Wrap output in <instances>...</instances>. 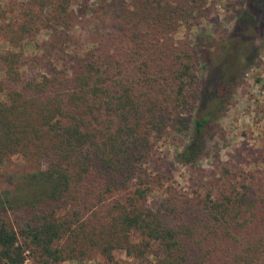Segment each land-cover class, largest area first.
Masks as SVG:
<instances>
[{"label": "trees", "instance_id": "1", "mask_svg": "<svg viewBox=\"0 0 264 264\" xmlns=\"http://www.w3.org/2000/svg\"><path fill=\"white\" fill-rule=\"evenodd\" d=\"M74 1L26 0L23 20L2 26L16 51L0 54V264H23L27 252L36 264H121V251L130 264H264V172L216 155L219 177L203 191L168 185L148 205L149 161L167 130L190 119L174 161L195 164L257 50L237 25L208 53L125 16L115 39L101 35L81 58L28 57L23 41L41 17L55 31ZM137 2L157 12L166 0Z\"/></svg>", "mask_w": 264, "mask_h": 264}, {"label": "rangeland", "instance_id": "2", "mask_svg": "<svg viewBox=\"0 0 264 264\" xmlns=\"http://www.w3.org/2000/svg\"><path fill=\"white\" fill-rule=\"evenodd\" d=\"M25 1L0 0V10L6 12L8 19L0 17V54L5 50L16 51L8 44L2 26L9 21L15 24L23 20L26 6L22 3ZM37 13L43 16L40 11ZM125 16L141 28L156 21L166 35L170 34V44L186 50L201 45L208 53L214 52L237 25L239 38L244 35L243 39L257 50L256 58L237 84L227 110L211 127L212 139L208 138L207 147L195 164L184 167L174 161L175 153L189 141L190 119L183 115L167 130L149 161L150 173L156 180L148 205L163 196L168 185L186 193L203 191L207 177H219L216 155L221 164L227 163L231 170H242L251 175L264 172V0H166L157 12L137 0H126L125 5L110 0H76L69 15L55 25V31L45 29L46 19L41 17L42 20L37 22L39 33L25 37L23 50L28 57L38 55L60 65L83 57L103 34L115 39ZM248 24L255 28H248ZM206 58L205 74L211 70V57ZM22 71L28 73V69ZM4 187L1 183L0 188ZM9 219L16 222L13 214H9ZM116 258L121 264L133 262L122 251L116 253ZM95 261L75 260L61 264H98ZM23 264H36L31 253H26Z\"/></svg>", "mask_w": 264, "mask_h": 264}]
</instances>
